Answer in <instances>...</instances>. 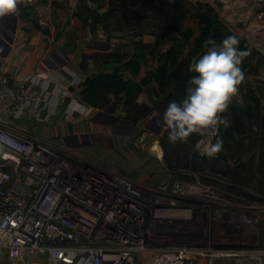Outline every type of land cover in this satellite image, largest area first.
<instances>
[{"label":"built area","instance_id":"1","mask_svg":"<svg viewBox=\"0 0 264 264\" xmlns=\"http://www.w3.org/2000/svg\"><path fill=\"white\" fill-rule=\"evenodd\" d=\"M63 95L70 92L49 73L20 83L0 74V251L13 260L43 255L48 264H146L145 258L151 264H198L217 255L262 260L264 252L235 246V235L255 227L249 212L212 209L225 205L224 195L231 193L177 180L171 171L165 183L151 187L73 162L13 132L20 120L51 122L62 113ZM65 107L75 120L90 109L79 99ZM217 133L201 140L212 142ZM153 194L167 202H152ZM212 228L221 238L212 239Z\"/></svg>","mask_w":264,"mask_h":264},{"label":"trees","instance_id":"2","mask_svg":"<svg viewBox=\"0 0 264 264\" xmlns=\"http://www.w3.org/2000/svg\"><path fill=\"white\" fill-rule=\"evenodd\" d=\"M98 7L91 8L81 0L75 16L93 34L102 28L109 37L129 34L140 39L132 54L116 49L108 54V61L96 57L100 72L87 77L79 94V101L90 108H98L113 98L114 108L122 107L126 121L138 125L155 111L156 102L164 101V109L170 101L180 102L186 97L189 81L196 75L189 70L193 58L201 57L207 49L205 41L212 39L219 45L227 36L239 39L238 48L251 54L241 65L245 80L239 86L247 108L232 101L223 114L230 123L219 127L216 138L224 142L223 151L213 158L202 156L195 145L201 135L192 134L186 142L169 141V129L159 137L163 151L165 171H171L177 180L201 181L217 185L220 189L250 201L264 202V105L249 75L259 73L256 56L262 57L247 38L232 31L221 18L218 9L210 4L190 0H91ZM104 10V12H101ZM35 8H18L10 15L15 26L29 21ZM193 20L200 26L199 34L193 28L184 29L183 22ZM143 25H147L155 37L154 43L143 40ZM168 48L163 50L165 46ZM151 56L157 66L140 81L143 66ZM126 74L132 78H126ZM154 82L152 94L156 101H140L145 89ZM264 86V84H263ZM251 122V123H249Z\"/></svg>","mask_w":264,"mask_h":264},{"label":"rangeland","instance_id":"3","mask_svg":"<svg viewBox=\"0 0 264 264\" xmlns=\"http://www.w3.org/2000/svg\"><path fill=\"white\" fill-rule=\"evenodd\" d=\"M80 1L20 0L18 8L32 6L35 8V14L29 21L19 22L15 34L10 27H7L5 18H0L1 34L15 39L13 51L2 60L4 75L20 83L25 78L39 73H49L52 79L58 80L65 94L70 92V95L62 96L61 102L63 100L64 104L61 108L62 113L51 122L38 124L20 120L13 123V132L24 138H34L73 162L93 166L101 171L125 175L151 187L161 186L166 180L163 156H160L162 153L156 154L153 148L157 144L160 147L158 137L164 127V101L156 102L152 116L138 125L126 121L122 107L114 108L113 98L102 104L95 112L79 117L78 120L64 114L65 105L73 100L78 101L84 80L100 72L96 57H99L101 62H107L108 54L116 49L132 54L140 41L129 34L109 37L104 34L102 28L93 34L75 16ZM83 1L91 3V8L98 7V2ZM223 21L239 35L237 26L229 25L225 18ZM183 28L185 30L193 28L197 34L200 32L198 22L193 20H185ZM142 32L141 40L147 43L155 42V37L147 25H143ZM243 34L239 36L247 38L252 45L254 44L253 46L264 43V36L260 34L246 31ZM167 48L168 45L163 50ZM254 63L260 66L259 73L251 74L248 78L262 97L264 105V67H262L264 56H256ZM156 66L157 62L148 56L141 75L135 80L140 81ZM260 69H263V73H260ZM126 78L132 77L126 74ZM155 87L156 84L152 82L145 89L141 101L153 104L156 98L152 94V89ZM232 102L245 109L249 105L243 102L239 90L232 98ZM237 197L238 195H234L229 199L233 208H226L228 212L248 211L249 213H246L248 218L256 222L254 229L244 228L243 235H235V246H245L247 249L264 252V202ZM149 199L152 202L156 200L159 203L167 202L154 194L150 195ZM257 256L262 255H256L254 258L201 257L198 264H264V257L260 260L256 258ZM143 260L146 264L152 263L150 258Z\"/></svg>","mask_w":264,"mask_h":264},{"label":"clouds","instance_id":"4","mask_svg":"<svg viewBox=\"0 0 264 264\" xmlns=\"http://www.w3.org/2000/svg\"><path fill=\"white\" fill-rule=\"evenodd\" d=\"M19 4L20 0H0V18L16 14ZM238 45L234 35L219 45L209 39L204 44L207 51L193 58L189 70L196 75L189 81L186 97L180 102L170 101L163 114L170 142H186L192 134L204 136L218 132L220 126L230 127L223 114L245 80L241 65L251 54L250 49L240 50ZM195 147L202 156L213 158L223 151L224 142L218 137L214 143L201 140Z\"/></svg>","mask_w":264,"mask_h":264},{"label":"crops","instance_id":"5","mask_svg":"<svg viewBox=\"0 0 264 264\" xmlns=\"http://www.w3.org/2000/svg\"><path fill=\"white\" fill-rule=\"evenodd\" d=\"M190 1L194 3L202 2V3L215 6L218 9V11L221 12L220 15H221L222 20L223 18H225L227 23H229V25L232 24V25L237 26L240 31L239 35L241 36L244 35L243 34L244 31L249 32L251 34H258V35L260 34L261 36H264V2H259L257 0H190ZM246 36H249V35H246ZM14 44H15V39H14ZM254 47L257 48L264 56V43L255 45ZM12 51H13V48H12ZM3 59H6V58H0L1 61ZM262 67H264V65ZM260 73H263V69H260ZM1 74H4L3 61L1 65ZM141 100H142V97L140 101ZM96 109H99V107L94 108V109L90 108L89 113L92 111L95 112ZM166 128L167 127L164 125L163 129L159 133V137L165 132ZM160 156H163V151ZM212 186L217 187L219 190L225 193V191L220 189L217 185H212ZM224 196L225 198H227V199L224 198L225 205H213L212 207L213 210L215 209L219 210V208L226 209L225 207L233 208L232 203L229 201V199L231 197H234V195L225 194ZM209 233L213 237L212 238L213 240L221 238V237H217V238L214 237V236H220L221 234L217 231H214V228H212L211 231H209ZM240 235H243V230ZM221 247L226 248L227 246L224 245ZM238 247L241 248L245 246H238ZM218 257H223V256L217 255L211 258L213 259V258H218ZM0 264H48V261L46 259V256L38 255V254L35 255V254H30V253H23L20 258L13 260L8 255V253L0 251Z\"/></svg>","mask_w":264,"mask_h":264},{"label":"water","instance_id":"6","mask_svg":"<svg viewBox=\"0 0 264 264\" xmlns=\"http://www.w3.org/2000/svg\"><path fill=\"white\" fill-rule=\"evenodd\" d=\"M90 7L92 6L91 3H89ZM6 25L7 27L12 29L13 34L16 33V26L13 24L9 16L5 17ZM14 44V39L12 37L2 35L0 32V58H6L9 53L12 51ZM1 65L2 61L0 60V74H1Z\"/></svg>","mask_w":264,"mask_h":264},{"label":"bare ground","instance_id":"7","mask_svg":"<svg viewBox=\"0 0 264 264\" xmlns=\"http://www.w3.org/2000/svg\"><path fill=\"white\" fill-rule=\"evenodd\" d=\"M208 142H209V140H208ZM153 149L155 150L156 154H161L162 153V150H161V148L159 147L158 144Z\"/></svg>","mask_w":264,"mask_h":264}]
</instances>
